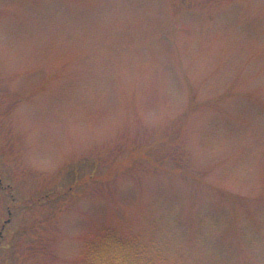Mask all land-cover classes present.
Masks as SVG:
<instances>
[{
    "label": "rangeland",
    "instance_id": "obj_1",
    "mask_svg": "<svg viewBox=\"0 0 264 264\" xmlns=\"http://www.w3.org/2000/svg\"><path fill=\"white\" fill-rule=\"evenodd\" d=\"M110 230L264 264V0H0V264Z\"/></svg>",
    "mask_w": 264,
    "mask_h": 264
},
{
    "label": "trees",
    "instance_id": "obj_2",
    "mask_svg": "<svg viewBox=\"0 0 264 264\" xmlns=\"http://www.w3.org/2000/svg\"><path fill=\"white\" fill-rule=\"evenodd\" d=\"M158 141L150 145L152 150ZM148 252L132 239H122L115 231L102 232L82 251L81 264H149Z\"/></svg>",
    "mask_w": 264,
    "mask_h": 264
}]
</instances>
